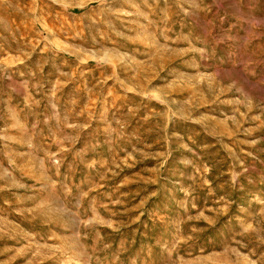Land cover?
Segmentation results:
<instances>
[{"label":"rangeland","instance_id":"obj_1","mask_svg":"<svg viewBox=\"0 0 264 264\" xmlns=\"http://www.w3.org/2000/svg\"><path fill=\"white\" fill-rule=\"evenodd\" d=\"M0 264H264V0H0Z\"/></svg>","mask_w":264,"mask_h":264}]
</instances>
